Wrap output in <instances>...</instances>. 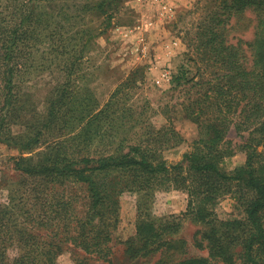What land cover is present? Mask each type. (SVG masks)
Wrapping results in <instances>:
<instances>
[{"label": "rangeland", "instance_id": "obj_1", "mask_svg": "<svg viewBox=\"0 0 264 264\" xmlns=\"http://www.w3.org/2000/svg\"><path fill=\"white\" fill-rule=\"evenodd\" d=\"M88 1L57 0L73 5L67 12L71 15L67 20L71 28L66 29L76 45L67 54L47 50V44L36 46L34 55L17 77L20 96L18 118L10 123L12 134L35 130L47 116L48 106H54L50 125L43 129L31 150L0 142V207L8 205L17 224L23 220V207L36 203L38 209L48 210L49 202L70 198L71 206L66 208L64 219L76 230L89 203L83 184L70 181L58 184L29 176L16 167L19 158L37 163L48 154L63 152L69 156L96 157L115 153L117 149L125 151V145L144 138L159 139L162 144L165 139L177 141L161 150L162 158L170 163L179 161L191 149L198 128L186 115L184 106L188 98L195 97L196 91L206 85L191 84L182 77L177 83L175 77L185 72L186 77L201 82L210 79L217 70L197 48L205 39L202 30L213 27L226 44L236 46L243 65L251 66L247 43L253 39L258 22L257 13L251 8L229 15L219 8L220 0H175L173 15L163 19L153 8L142 6L137 0H120L119 7L118 0H112L109 6L106 2L104 13L82 11L80 5H90L94 0ZM108 14L110 26L104 32L98 31V25L99 29L104 26ZM84 29L91 30L94 38L91 44L81 47L85 38L80 32ZM221 37L218 35V39ZM99 110L101 113L96 114ZM168 127L174 129L175 137H170ZM223 148L230 153L219 162L222 170L229 172L244 166L249 154L257 166L264 158V153L260 154L264 152V125L250 127L241 134L230 126ZM226 187L210 205L212 214L208 222L197 220L187 211L185 190L155 191L150 207L152 215L173 216L178 221L175 231L165 235L173 241H183L182 252L176 251L173 256L176 260L206 257L207 242L201 240L200 232L212 225L219 232L229 231L236 236L246 230L242 223L247 190L235 183ZM137 198L134 191L125 190L119 195L117 223L106 259L55 239L58 246L55 264H155L161 257L160 250L136 257L127 251V241L135 235ZM198 239L201 247L196 245ZM232 244V264H241L240 245L237 241ZM13 254L11 251L10 255ZM211 264L224 263L211 260Z\"/></svg>", "mask_w": 264, "mask_h": 264}, {"label": "trees", "instance_id": "obj_2", "mask_svg": "<svg viewBox=\"0 0 264 264\" xmlns=\"http://www.w3.org/2000/svg\"><path fill=\"white\" fill-rule=\"evenodd\" d=\"M106 2L109 6L112 0H94L90 5L79 7L82 11L103 12ZM70 6L73 7L57 0H0V142L31 150L43 129L50 125L53 104L48 106L43 123L33 126L35 130L11 133L10 123L18 118L20 90L16 82L19 72L37 50L36 46L47 44V50L61 54L74 48L76 42H71L67 33L71 28L67 21L71 18L67 13ZM219 8L229 15L248 8L257 13L254 37L247 43L251 66L243 65L236 46L226 44L213 27L202 30L205 39L197 48H201L205 60L217 70L210 79L201 82L186 77L185 72L175 77L177 83L182 77L185 82L206 85L196 91L195 97L188 98L184 106L186 115L198 128V137L191 149L185 151L179 161L170 163L162 158L161 150L174 146L177 141L165 139L163 145L159 139L144 138L125 145V151L117 149L115 153L96 157L69 156L63 152L48 154L37 163L19 158L16 167L29 176L58 184L64 181L83 184L89 203L76 230L64 219L66 208L71 206L70 198L49 202V211L38 209L36 203L23 207L24 217L18 224L8 205L0 207V264H55L58 248L55 239L106 259L117 223L118 197L125 190L138 194L135 235L127 241L130 256H146L160 250L161 257L155 264H211V260L232 264V242L237 241L241 264H264V158L256 166L249 154L244 166L229 172L219 167L220 160L230 153L223 148L230 126L241 134L250 127L264 125V0H220ZM106 16L104 26L97 27L100 32L110 26L111 15ZM60 32L65 37H61ZM90 33L89 29L81 30L80 35L85 38L81 47L92 43L94 36ZM166 129L170 137H175L173 128ZM231 183L247 190L242 223L246 230L236 236L229 231L219 232L212 225L209 230L200 232L201 240L207 242L206 257L176 260L173 256L176 251L182 252L183 241H173L165 235L175 231L178 221L173 216L152 215L150 207L155 191L161 188L185 190L187 211L197 220L208 222L212 214L210 205ZM39 230L42 233L36 234ZM201 240L196 241L198 247L202 246Z\"/></svg>", "mask_w": 264, "mask_h": 264}, {"label": "built area", "instance_id": "obj_3", "mask_svg": "<svg viewBox=\"0 0 264 264\" xmlns=\"http://www.w3.org/2000/svg\"><path fill=\"white\" fill-rule=\"evenodd\" d=\"M139 4L151 7L159 18L170 19L174 13L175 0H137ZM166 76L165 73L162 74Z\"/></svg>", "mask_w": 264, "mask_h": 264}]
</instances>
